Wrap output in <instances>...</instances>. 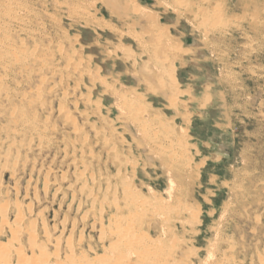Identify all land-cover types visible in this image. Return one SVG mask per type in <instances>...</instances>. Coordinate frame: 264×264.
<instances>
[{
  "label": "rangeland",
  "instance_id": "1",
  "mask_svg": "<svg viewBox=\"0 0 264 264\" xmlns=\"http://www.w3.org/2000/svg\"><path fill=\"white\" fill-rule=\"evenodd\" d=\"M138 2L0 0V264H264V0Z\"/></svg>",
  "mask_w": 264,
  "mask_h": 264
},
{
  "label": "bare ground",
  "instance_id": "2",
  "mask_svg": "<svg viewBox=\"0 0 264 264\" xmlns=\"http://www.w3.org/2000/svg\"><path fill=\"white\" fill-rule=\"evenodd\" d=\"M92 2L94 3L100 2L111 13V15L120 14L124 16L127 13L134 14V15H138L140 19L146 20L149 24H153V23L155 24L153 15L149 13L147 11L146 6L141 5L138 2V0H92ZM71 3L72 2H70V4ZM161 3L162 1L158 2V4ZM97 25L101 27L110 26V24L105 23L103 21L97 22ZM169 89H170L169 97H172L171 99L175 98L176 92L175 90H173L174 88L173 89L169 88ZM172 155L175 156L176 155L175 152H172ZM184 157L185 155L182 156L183 159ZM189 176H191V174H189ZM132 234L133 231L131 229L129 228L123 229V231L119 234L118 240L117 241L115 240V242H113V245H111L113 246L114 250H116L117 252L109 251V255L106 253V257L104 259L106 261V264H183V260L179 259V257L177 256L178 253L177 245L173 243V241L168 242L167 240L163 241L160 239L159 242L156 241V243H154L151 240V238L144 237V239L142 238V241L132 242L130 240L131 239L130 236ZM172 239L173 238H171L170 240ZM122 240L125 241L124 244L122 243ZM122 245L125 246L120 248ZM125 255L127 257V261L123 262V258ZM186 257H189L188 259L191 260L192 264H195L193 258H190L191 256L187 254ZM219 261H221V259L219 258H215L214 260L211 261H209L208 258L206 260H202L201 264L227 263V260L225 261L222 259V262Z\"/></svg>",
  "mask_w": 264,
  "mask_h": 264
}]
</instances>
